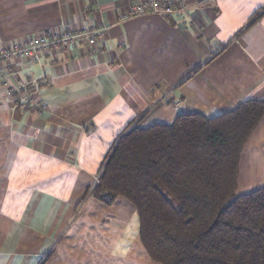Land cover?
<instances>
[{
	"label": "crops",
	"instance_id": "crops-1",
	"mask_svg": "<svg viewBox=\"0 0 264 264\" xmlns=\"http://www.w3.org/2000/svg\"><path fill=\"white\" fill-rule=\"evenodd\" d=\"M125 2L0 0V49L108 26L93 54L81 40L0 66V264H162L143 245L130 200L90 195L104 159L130 124L264 101V0H190L187 14L119 22ZM16 93H33L45 113ZM262 186L264 117L243 147L237 189Z\"/></svg>",
	"mask_w": 264,
	"mask_h": 264
},
{
	"label": "trees",
	"instance_id": "trees-1",
	"mask_svg": "<svg viewBox=\"0 0 264 264\" xmlns=\"http://www.w3.org/2000/svg\"><path fill=\"white\" fill-rule=\"evenodd\" d=\"M264 117L247 99L213 117L129 125L90 195L136 207L139 235L162 264H264V186L236 193L243 147Z\"/></svg>",
	"mask_w": 264,
	"mask_h": 264
},
{
	"label": "built area",
	"instance_id": "built-area-1",
	"mask_svg": "<svg viewBox=\"0 0 264 264\" xmlns=\"http://www.w3.org/2000/svg\"><path fill=\"white\" fill-rule=\"evenodd\" d=\"M190 0H126L124 11L118 14V21L124 22L135 17L149 14L181 15L187 14ZM107 25L71 28L64 31H51L47 34L29 35L26 38L13 40L0 49V66L6 62L19 59L39 61L43 55L57 49L70 50L75 48L81 40H86L89 52L93 54L97 48L96 42L107 32ZM20 95V96H19ZM20 104L26 108L37 106L40 114L45 113L46 104L38 101L33 93H16ZM178 104V103H175Z\"/></svg>",
	"mask_w": 264,
	"mask_h": 264
},
{
	"label": "rangeland",
	"instance_id": "rangeland-1",
	"mask_svg": "<svg viewBox=\"0 0 264 264\" xmlns=\"http://www.w3.org/2000/svg\"><path fill=\"white\" fill-rule=\"evenodd\" d=\"M115 144H116V143H115ZM115 144H114V146H115ZM252 190H253V189H252ZM236 193L240 194L241 192H240L239 189H237Z\"/></svg>",
	"mask_w": 264,
	"mask_h": 264
}]
</instances>
